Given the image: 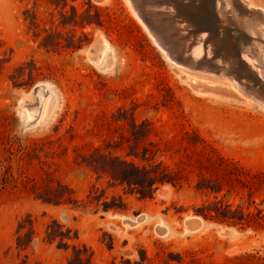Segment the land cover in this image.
Segmentation results:
<instances>
[{"label": "rangeland", "instance_id": "374dc122", "mask_svg": "<svg viewBox=\"0 0 264 264\" xmlns=\"http://www.w3.org/2000/svg\"><path fill=\"white\" fill-rule=\"evenodd\" d=\"M205 2L0 0V264H264V110L218 70L223 44L195 54L218 32ZM75 10L89 25H59ZM51 28L61 45L45 49ZM35 182L68 201L36 199ZM216 208L242 225L203 217ZM20 224L35 231L27 251Z\"/></svg>", "mask_w": 264, "mask_h": 264}, {"label": "bare ground", "instance_id": "6f19581e", "mask_svg": "<svg viewBox=\"0 0 264 264\" xmlns=\"http://www.w3.org/2000/svg\"><path fill=\"white\" fill-rule=\"evenodd\" d=\"M211 2H208V3L205 2L204 7L208 9L209 12L213 13L214 15H210L205 20H207L208 23L214 22L213 24H211L213 26L209 27L211 28L210 29L211 32L213 30L218 31V32L220 31V32L219 33L217 32L216 36H211L208 39L207 43L209 42V45L207 46L202 43L199 45L197 43V46L195 44L196 47L194 49V52L197 56H200V55H203V53H206V57L208 58V57L213 56L214 53L216 55L215 49L218 46H220V44H223V48L220 47L221 54L219 53L223 57V61H222L223 64H222V67L218 68V70L222 71L223 73L231 75L229 78H231V84L233 85V87L237 89L238 92L239 91L245 92L244 94L247 97H249L250 100L256 102L264 110V13L260 12V10L259 12L257 10H253L251 9L252 7L251 8L246 7L245 4H242V2H240V0H211ZM193 4L194 3H192V5ZM136 13L138 15L137 11ZM139 15L138 17L141 18ZM193 15H192V18H193ZM188 21L186 20V22ZM190 21L188 22L189 23L188 26L193 24ZM181 28L182 27L180 25L179 30ZM234 34L239 35V38L237 40L239 43V47L237 48L239 49L238 52L233 46V41L235 38V37L233 38ZM150 35L155 40V42L158 43V41L156 40L152 32H150ZM205 36L206 35L203 34L200 37L201 39H204ZM98 39H101L102 43L99 46V49L97 51L95 62L92 59L93 58L92 53L90 52L89 54L91 57L90 61L96 65H100L101 63L105 62L104 60H106L105 58L107 57L105 52H107L106 50L108 49V43L105 42L104 37H99ZM235 47H237L236 44H235ZM242 76H245L246 79L243 80L242 78L244 77ZM252 80L255 81L254 82L255 86ZM40 87L41 86H38L34 91H32L33 92L32 95H34V98H35V99L33 98L32 101L35 100L36 104L38 103L37 104L38 114L43 109L44 102H45L44 100L46 99L43 92L37 91V89ZM249 88H251L253 91L252 90L251 92L248 91ZM34 102H33V106L35 104ZM25 113L28 116H31L33 114L32 109L30 108L29 105L25 106ZM191 222L193 226H197V222L195 221H191Z\"/></svg>", "mask_w": 264, "mask_h": 264}, {"label": "trees", "instance_id": "16d2710c", "mask_svg": "<svg viewBox=\"0 0 264 264\" xmlns=\"http://www.w3.org/2000/svg\"><path fill=\"white\" fill-rule=\"evenodd\" d=\"M89 16V15H80L76 10H75V14L73 17V21H71L70 23L67 22L68 19V15L66 12H62L61 13V17L62 20L60 22L59 25L63 26V27H67V26H71L72 23L75 24V26L78 25V18H81V26L85 27V25H89L88 24H84V18ZM46 36L43 38V41L41 42V46H43L45 49H54L56 46H60L61 43L59 42V38L63 37V35L58 32L57 30H53L52 28L50 30H45ZM85 36V35H84ZM86 37V36H85ZM69 42L72 43V45L70 44V46H67V49H80L81 46H75V35H69L67 34V37H65ZM10 175V174H9ZM9 180V178H6V181ZM32 183L31 181L29 182H24V187L25 189L27 188V186ZM31 193L35 196L36 199L42 201L43 203H48V204H52V203H57V204H61L65 201H68V197L66 199L63 200L64 196L58 197L57 196V189H54L53 187L48 186V189L46 191H40L39 189V185L37 182L31 184ZM204 209H206V207H204ZM217 211L219 212V214H216L215 216H212L210 214H202L203 217H205L206 219H211L214 220L216 222L222 223V224H227V225H242V220L236 218L235 214L233 212H231L230 210H224L222 208H216ZM25 226L21 225L19 226L18 230H17V238H16V245H17V249L19 251H27L33 241V237L35 234V231L33 228H28V230L26 232H24V230L26 228H24ZM46 234H47V239L48 242L53 243L54 241H56L57 239H60L61 244L62 245H67L65 242L66 237L64 236L63 232H61V230L59 229H55V228H51V225L48 226V228L46 229ZM78 259L82 262L84 259L79 256Z\"/></svg>", "mask_w": 264, "mask_h": 264}, {"label": "water", "instance_id": "95a60500", "mask_svg": "<svg viewBox=\"0 0 264 264\" xmlns=\"http://www.w3.org/2000/svg\"><path fill=\"white\" fill-rule=\"evenodd\" d=\"M101 43H102L101 39L96 40L94 42V44L92 45L91 49H90V52L93 55L92 59H93L94 62L96 60V54H97V51H98L99 46L101 45ZM37 91L45 93V88L41 86L40 88L37 89Z\"/></svg>", "mask_w": 264, "mask_h": 264}]
</instances>
